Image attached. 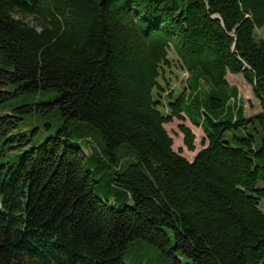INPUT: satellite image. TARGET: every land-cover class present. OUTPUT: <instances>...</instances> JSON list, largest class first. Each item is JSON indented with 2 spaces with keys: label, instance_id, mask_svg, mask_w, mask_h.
<instances>
[{
  "label": "trees",
  "instance_id": "trees-1",
  "mask_svg": "<svg viewBox=\"0 0 264 264\" xmlns=\"http://www.w3.org/2000/svg\"><path fill=\"white\" fill-rule=\"evenodd\" d=\"M263 26L264 0H0V107L53 92L35 104L63 119L19 149L31 105L0 115V264H126L136 239L186 264H264ZM170 49L188 92L164 111ZM184 117L204 134L191 161L164 127Z\"/></svg>",
  "mask_w": 264,
  "mask_h": 264
},
{
  "label": "rangeland",
  "instance_id": "rangeland-1",
  "mask_svg": "<svg viewBox=\"0 0 264 264\" xmlns=\"http://www.w3.org/2000/svg\"><path fill=\"white\" fill-rule=\"evenodd\" d=\"M256 35L258 37L264 38V26L261 29L256 30ZM168 56L171 59L169 65L166 66L164 70V79H160L164 91L161 95V100L163 105L168 101V96H176L181 92L186 94L188 88L186 85L187 72L184 71L174 56L173 51L170 49ZM226 80L228 85H234L238 90V100L239 104L243 108V113L245 116H251L257 113L260 110V105L258 99L253 94L251 86L246 82L241 74H231L226 75ZM53 92L39 94H20L11 96L5 103L4 106L0 107V115L14 113L12 110L13 107L27 104L31 105L32 109L29 110L26 114L22 115V119L19 121V131L21 134L27 135L26 140L23 146L19 149H24L33 144L44 141L49 136L55 135L58 128L61 127L63 119L58 113L54 110H48L47 112L38 111L36 106L37 101L49 100L53 96ZM166 106L164 105V111H166ZM17 114V113H16ZM184 123L187 125L191 131L194 133V146L195 150L188 151L182 142V133L178 129V124ZM165 129L172 137L174 150L181 148V154L191 160L194 154L203 147L201 145V140L204 138L203 131L201 127L193 125L187 117H184L183 120H178L173 118L169 123L164 124ZM75 122L70 123L69 129L74 131ZM89 139L92 145L96 146L98 142L97 133L95 131L87 132ZM78 144L81 147L87 148L89 151L91 148L84 145L81 140H78ZM124 148V146H123ZM122 149V148H121ZM122 152V151H121ZM120 151L116 152V155L121 154ZM133 156V155H132ZM124 156L123 159H129L128 161L135 160L133 156ZM90 168H94L95 164H88ZM106 168H102L97 175L101 176ZM98 193L103 197L102 192ZM129 199H126V202H129ZM260 210L264 213V198L259 201L258 204ZM123 260L126 264H186L187 260L183 258L178 251L172 250V255L170 257L162 256L159 250L148 242L140 239L133 240L128 249L123 256Z\"/></svg>",
  "mask_w": 264,
  "mask_h": 264
},
{
  "label": "crops",
  "instance_id": "crops-1",
  "mask_svg": "<svg viewBox=\"0 0 264 264\" xmlns=\"http://www.w3.org/2000/svg\"><path fill=\"white\" fill-rule=\"evenodd\" d=\"M201 148H202V147H201ZM201 148H200V149H201ZM195 154H196V153H195ZM195 154H194V155H195ZM193 157H194V156H193ZM192 159H193V158H192ZM192 159H191V160H192ZM191 160H189V161H191Z\"/></svg>",
  "mask_w": 264,
  "mask_h": 264
}]
</instances>
